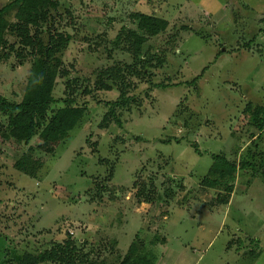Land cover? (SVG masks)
Segmentation results:
<instances>
[{
    "label": "rangeland",
    "instance_id": "rangeland-1",
    "mask_svg": "<svg viewBox=\"0 0 264 264\" xmlns=\"http://www.w3.org/2000/svg\"><path fill=\"white\" fill-rule=\"evenodd\" d=\"M58 1L57 28L72 33L62 58L73 76L90 79L100 68L131 63L111 41L137 11L167 20L166 31L147 43L164 64L135 81L134 102L116 110L121 125L106 131L97 128L109 109L104 103L116 102L118 91L79 97L89 114L69 139H52L54 155L34 154L42 163L35 178L14 168L26 148L0 137V264L67 234L103 241L110 260L137 235L145 244L165 240L151 247L155 264H264L261 180L239 171L227 205L216 201L221 190L201 185L212 154L237 163L255 134L243 109L264 106V0ZM9 62H0V95L19 102L30 59ZM62 95L58 79L54 97ZM258 145L264 152V138ZM111 164L113 180L98 197L92 182L105 180ZM147 175L160 199L139 205L132 183Z\"/></svg>",
    "mask_w": 264,
    "mask_h": 264
},
{
    "label": "trees",
    "instance_id": "trees-1",
    "mask_svg": "<svg viewBox=\"0 0 264 264\" xmlns=\"http://www.w3.org/2000/svg\"><path fill=\"white\" fill-rule=\"evenodd\" d=\"M60 6L58 0H9L0 7V62L10 63L14 57L17 65L22 66L30 59V72L21 100L13 102L0 95V137L11 139L26 148V152L14 162V168L29 178H35L42 166L34 154L39 151L54 155L52 139H69L72 131L89 114L88 104H79V97L118 91L116 102L104 103L109 109L97 128L106 131L111 123L121 125L116 110L129 108L134 102L130 91L135 90V81H143L146 71L164 64V54L157 57L147 43L166 31L167 20L137 11L128 14L131 26H122L111 41L114 49L129 54L131 63L118 62L100 68L94 71L90 79L73 76V66L65 65L62 58L72 40V33L57 28L58 18H62L61 14H57ZM66 13L72 19L71 13ZM181 29L190 28L181 26ZM7 35L14 37V41H9ZM218 54L223 52L219 51ZM58 79L63 81V95L56 99L54 89ZM96 102L101 104L99 99ZM58 104L61 106L53 108ZM243 114L248 127L255 132L250 140L251 149L247 148L245 156L237 163L223 154H212L211 166L201 182L205 188L225 193L221 195L220 191L216 196L220 204L227 205L239 171L251 172V176L258 177L264 185V152L260 151L258 145V141L264 138V106L248 102ZM36 138L41 143L33 146L31 142ZM108 164V160L103 161V166ZM108 171L105 180H96L97 177L92 182L96 192L94 195L98 197L105 193L106 184L113 180V164ZM168 181H172L171 178ZM179 185L177 187L180 188ZM132 187L136 189L134 195L139 205L153 204L160 199L158 190H154V177L151 175L142 177L140 182L134 181ZM159 241L165 242L164 239ZM159 241L153 237L149 244H145L135 235L126 253L123 256L116 253L110 260L103 255L107 250L103 241L95 245L67 234L62 240L48 241L43 250L24 252L14 264H155L156 257L151 247Z\"/></svg>",
    "mask_w": 264,
    "mask_h": 264
}]
</instances>
